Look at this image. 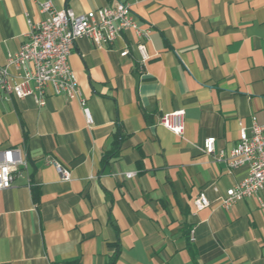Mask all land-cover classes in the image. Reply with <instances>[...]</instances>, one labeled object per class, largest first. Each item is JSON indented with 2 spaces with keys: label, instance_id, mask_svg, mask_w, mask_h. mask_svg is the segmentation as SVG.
<instances>
[{
  "label": "crops",
  "instance_id": "crops-1",
  "mask_svg": "<svg viewBox=\"0 0 264 264\" xmlns=\"http://www.w3.org/2000/svg\"><path fill=\"white\" fill-rule=\"evenodd\" d=\"M44 1L0 0V67L25 41L28 19H43ZM52 2L76 14L129 4L150 30L151 58L143 65L132 42L121 57L126 37L102 49L76 42L70 63L92 124L51 90L43 106L0 92V151L27 160L0 191V264H264V192L262 204L226 210L213 191L248 175L220 159L240 123L264 126V0ZM177 110L186 111L183 138L159 124ZM202 192L211 206L198 212Z\"/></svg>",
  "mask_w": 264,
  "mask_h": 264
},
{
  "label": "built area",
  "instance_id": "built-area-1",
  "mask_svg": "<svg viewBox=\"0 0 264 264\" xmlns=\"http://www.w3.org/2000/svg\"><path fill=\"white\" fill-rule=\"evenodd\" d=\"M40 13L44 16L39 22L28 19L29 32L15 54L9 55L6 64L0 67V92L19 100L34 98L38 106L45 105L47 92L55 96H65L78 102L88 124L93 123L88 99L81 90L70 63L75 44L82 38L90 39L99 48L113 46L127 38V47L121 57H128L129 43H133L144 65L150 60L146 43L150 30L141 27L129 4L117 2L84 14H76L71 8L58 10L52 0L40 3ZM132 36V37H131ZM131 37V38H130ZM185 110L163 114L160 125L178 137L185 133ZM204 152L211 156L216 153V139L204 141ZM229 171L247 166L246 178L236 186L221 192L218 186L213 191L219 195V204L230 209L245 199L256 198L261 204L260 193L264 192V126L252 118V127L247 130L240 123V136L237 145L226 156L221 152ZM27 167V160L20 149L0 151V191L12 187L20 168ZM64 180H70V173L56 164ZM135 173H128L131 179ZM196 210L202 211L211 206L205 193H200L194 201ZM192 240L194 237L192 236Z\"/></svg>",
  "mask_w": 264,
  "mask_h": 264
},
{
  "label": "trees",
  "instance_id": "trees-1",
  "mask_svg": "<svg viewBox=\"0 0 264 264\" xmlns=\"http://www.w3.org/2000/svg\"><path fill=\"white\" fill-rule=\"evenodd\" d=\"M115 259L111 260L109 264H114Z\"/></svg>",
  "mask_w": 264,
  "mask_h": 264
}]
</instances>
